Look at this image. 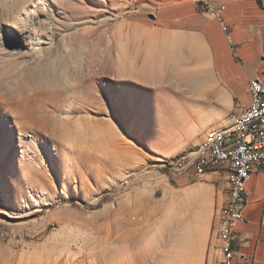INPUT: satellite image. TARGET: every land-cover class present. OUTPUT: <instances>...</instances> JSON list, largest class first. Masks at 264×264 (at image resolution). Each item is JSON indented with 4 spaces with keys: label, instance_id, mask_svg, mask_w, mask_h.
I'll use <instances>...</instances> for the list:
<instances>
[{
    "label": "rangeland",
    "instance_id": "1",
    "mask_svg": "<svg viewBox=\"0 0 264 264\" xmlns=\"http://www.w3.org/2000/svg\"><path fill=\"white\" fill-rule=\"evenodd\" d=\"M177 1L44 0L33 55L0 0V110H40L35 121L13 111L23 127L40 119L51 134L39 155L21 156L22 135L0 118V264H207L205 244L200 251L175 234L168 196L180 175L161 161L228 126L231 107L202 42L162 29L159 12ZM184 68L209 79L207 97L192 119L162 123L149 107ZM36 92L52 102L32 101Z\"/></svg>",
    "mask_w": 264,
    "mask_h": 264
},
{
    "label": "crops",
    "instance_id": "2",
    "mask_svg": "<svg viewBox=\"0 0 264 264\" xmlns=\"http://www.w3.org/2000/svg\"><path fill=\"white\" fill-rule=\"evenodd\" d=\"M210 4L224 6L221 21L199 11L196 0H178L159 13L163 30L190 33L202 42L209 67L227 96L232 123L250 105L249 81L264 83V0H212ZM184 5H189V10ZM227 179V174L217 170L200 176L181 174V184L169 189L168 209L174 213L175 234L200 251L205 244L203 259L207 264H211L206 254L207 229L214 212L228 199ZM246 188L250 199L243 212L245 221L238 228L250 235L245 250L255 254L253 264H264V169L251 175Z\"/></svg>",
    "mask_w": 264,
    "mask_h": 264
},
{
    "label": "bare ground",
    "instance_id": "3",
    "mask_svg": "<svg viewBox=\"0 0 264 264\" xmlns=\"http://www.w3.org/2000/svg\"><path fill=\"white\" fill-rule=\"evenodd\" d=\"M44 0H4L6 15L9 17L10 21L13 22L18 30H20L21 34L25 36L29 42L28 53L33 55L40 52L39 47L35 48V46L39 45V39L35 40V37L39 34L38 29L36 28L35 20L37 19V14L40 12V15H43V10L47 11V7L41 8L39 5L43 3ZM212 0H206V10L198 9L201 12H205L213 15L219 21H221L220 15H218V11H214V7L210 4ZM48 13V12H47ZM48 17H54L52 13L48 14ZM37 23L43 24L46 28L44 22L37 20ZM39 25V24H38ZM51 29V25L48 26ZM49 29V30H50ZM222 29L225 31L226 27L222 26ZM175 33V32H174ZM34 34V35H33ZM1 38V31H0ZM8 41L6 40L5 43ZM6 45V44H4ZM7 46V45H6ZM173 48V47H172ZM160 53V52H159ZM161 54V53H160ZM159 56V55H158ZM162 56V55H161ZM160 56V57H161ZM154 59V58H153ZM166 85L161 88L163 92V99H159L150 105L149 114L155 117L158 121L165 122H173V121H186L192 119L197 115L198 112L201 111L202 106L201 102L202 98L207 97L209 79L202 73L197 72L194 69H180L176 70L174 76L168 78L166 81ZM160 88L154 87L152 89L153 93L159 90ZM248 90L251 94V102L248 107L240 111L232 123L228 126L209 130L203 142L199 147L192 153L189 154H180L176 157L172 158V166H180L182 160L185 158H189L191 156H195L198 152L202 151V148L206 145H210L211 142H214L216 138L221 137L225 134H231L232 126L238 125L240 121L246 120L249 113H254V100L252 96H256V88L251 85L248 86ZM40 93H35V96L32 98L40 100L42 103L48 102L51 103L53 99L45 98L43 96H39ZM159 97H157L158 99ZM80 103L81 102H76ZM8 103H5L7 105ZM76 105V104H75ZM5 108V107H4ZM13 110H24L22 117H28L25 114V110L29 114L28 121L30 119L36 120V114L38 111H33L28 105H20L15 104L10 107V109L4 110L1 107L0 110V118L5 121L13 122V126L18 130L19 136V144L18 146L21 149V156H27V154L34 153L38 154V146L42 144V140L48 139L50 134V128L45 127V124L42 120L39 121V125H33L29 127H23L21 122L17 121V119L21 118V115L17 114ZM75 106L72 107L71 112H74ZM13 113H15L13 115ZM30 132V133H29ZM30 134L29 141L24 140V135ZM9 135V134H7ZM41 158L40 166L42 167L44 164L45 156L41 154L38 156ZM30 159V158H28ZM168 174H179V169L177 168H169L163 167ZM217 170L219 172H223L228 176L229 182V195L226 202L216 211L214 221H213V237L211 243L208 245L207 254L210 258L211 264H228V260L230 257V239L234 238V224L236 223L239 216H242V209H244L246 205V198H244V193H239V186H235L233 181V176L228 172V169L216 168V169H208L207 171H192L196 175H202L208 171ZM232 191V192H231ZM234 193L236 194V207L234 208ZM156 232V228L152 227L153 235ZM0 239L5 240L6 234L3 231H0Z\"/></svg>",
    "mask_w": 264,
    "mask_h": 264
},
{
    "label": "built area",
    "instance_id": "4",
    "mask_svg": "<svg viewBox=\"0 0 264 264\" xmlns=\"http://www.w3.org/2000/svg\"><path fill=\"white\" fill-rule=\"evenodd\" d=\"M196 3L198 9L206 10V0H196ZM223 9L224 6L214 7L218 15ZM248 85L256 88V96H252L254 113H249L246 120L232 126L231 134L216 138L195 156L182 160L180 166H172V158L166 157L161 161V167L177 168L179 175L190 174L192 171L223 168L228 169L233 176L235 186H239V193H244L246 205L242 209V216H239L234 224V238L229 241L228 264H253L255 261V254L245 250L250 246V235L239 230L238 227L245 221L243 212L250 199L246 182L252 174L264 169V83L258 79H251ZM236 194L234 193V208Z\"/></svg>",
    "mask_w": 264,
    "mask_h": 264
},
{
    "label": "water",
    "instance_id": "5",
    "mask_svg": "<svg viewBox=\"0 0 264 264\" xmlns=\"http://www.w3.org/2000/svg\"><path fill=\"white\" fill-rule=\"evenodd\" d=\"M150 17H151V18H154V16H153L152 14H150Z\"/></svg>",
    "mask_w": 264,
    "mask_h": 264
}]
</instances>
